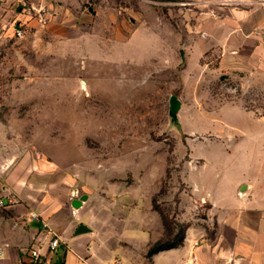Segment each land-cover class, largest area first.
I'll return each instance as SVG.
<instances>
[{"label": "rangeland", "instance_id": "1", "mask_svg": "<svg viewBox=\"0 0 264 264\" xmlns=\"http://www.w3.org/2000/svg\"><path fill=\"white\" fill-rule=\"evenodd\" d=\"M90 1L91 53L0 48V185L16 204L20 186L62 192L67 212L88 195L70 219L100 250L135 249L139 232L145 251L160 234L180 245L193 224L213 238L193 188L264 189L261 0Z\"/></svg>", "mask_w": 264, "mask_h": 264}, {"label": "crops", "instance_id": "2", "mask_svg": "<svg viewBox=\"0 0 264 264\" xmlns=\"http://www.w3.org/2000/svg\"><path fill=\"white\" fill-rule=\"evenodd\" d=\"M23 1L46 11L41 16L23 11L20 0L0 1V48L21 43L35 49L37 54L65 58L87 51L91 53L97 46L92 41L99 12L90 0ZM261 4L263 6L258 8L264 13V0ZM19 25L25 28L23 36L16 34ZM229 186L214 190L207 189L206 185L203 190L193 188L199 199L210 203L207 222L216 227L213 238L207 235L205 227L193 224L180 245L153 254L149 264H264V189H257L251 179L243 178L233 179ZM10 191L0 185V246L4 248L0 264H28L27 250L39 243L49 230L60 238L55 251L48 245L43 248L54 264H59L57 257L63 246L60 264H108L118 256L124 264H146L144 254L150 248L149 245L145 251L146 234L139 232L136 236L135 249L100 250L89 245L90 232L76 234L78 226L84 223L75 228L70 219L73 213L79 214L84 202L78 212H67L62 192L42 194L40 198L47 199L36 202L35 198H28V190L20 186V195L26 200L16 204L9 200ZM72 227L73 232L70 231ZM161 236L163 234L150 240L155 243Z\"/></svg>", "mask_w": 264, "mask_h": 264}, {"label": "built area", "instance_id": "3", "mask_svg": "<svg viewBox=\"0 0 264 264\" xmlns=\"http://www.w3.org/2000/svg\"><path fill=\"white\" fill-rule=\"evenodd\" d=\"M3 1V0H0ZM20 5L23 11L29 13H38L39 15H43L46 11L45 8L35 7L32 5H28L25 1L20 0ZM17 36H23L25 34V28L19 25L16 30ZM48 245L49 249L55 251L60 245V238L49 230L45 237L37 244L33 245L29 250H27L30 256V262L28 264H54L52 260H50L47 255L43 252V248ZM4 256V248L0 246V258Z\"/></svg>", "mask_w": 264, "mask_h": 264}, {"label": "water", "instance_id": "4", "mask_svg": "<svg viewBox=\"0 0 264 264\" xmlns=\"http://www.w3.org/2000/svg\"><path fill=\"white\" fill-rule=\"evenodd\" d=\"M177 100H176V97L173 96L172 97V100H171V103H172V110L175 112V110H177L178 108V105H177ZM88 198V195H83L79 198H75L72 200V206L74 208H80L83 204V202ZM85 232H91V228L85 224H80L76 230V234H81V233H85Z\"/></svg>", "mask_w": 264, "mask_h": 264}, {"label": "trees", "instance_id": "5", "mask_svg": "<svg viewBox=\"0 0 264 264\" xmlns=\"http://www.w3.org/2000/svg\"><path fill=\"white\" fill-rule=\"evenodd\" d=\"M176 246H178V244H168L164 240L160 239L150 246V248L148 249V252H147V256L152 257L153 254H155L161 250L173 248Z\"/></svg>", "mask_w": 264, "mask_h": 264}]
</instances>
